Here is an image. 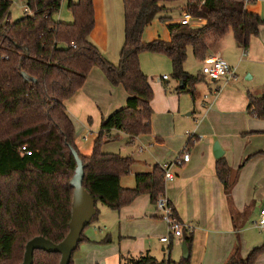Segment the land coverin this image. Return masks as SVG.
Returning <instances> with one entry per match:
<instances>
[{
	"label": "trees",
	"instance_id": "obj_1",
	"mask_svg": "<svg viewBox=\"0 0 264 264\" xmlns=\"http://www.w3.org/2000/svg\"><path fill=\"white\" fill-rule=\"evenodd\" d=\"M63 1L22 0L29 12L13 21V0H0V263L4 264H21L27 243L35 237L60 243L69 233L74 195L70 181L77 167L74 150L83 162V186L95 203L100 201L118 211L144 193L155 204L165 197L160 164L150 173H138L134 188H124L120 178L130 172L133 158L103 151L105 143L120 136H113L112 130L131 139L152 132L154 91L150 78L141 69V53L167 56L172 61L173 77L182 83L179 93L187 92L195 100V88L202 76L185 71L189 48L203 60L209 42L232 31L237 44L247 51L251 37L259 35L264 25L260 14L247 10L250 0H123L125 41L116 65L90 40L95 26L93 0L69 1L72 22L55 20ZM177 2L184 3L182 11L188 10L206 23L170 24L169 41H144L145 28L158 16L169 21V16L160 14L171 12L169 5ZM95 66L114 86L122 85L130 97L125 107L103 119L92 154L84 156L75 144V125L65 101L82 88ZM248 113L264 120V93L260 98L249 94ZM194 138L190 137L184 151ZM244 164L234 172L225 158L217 161V176L229 203ZM168 206L172 217L182 224L183 239L190 250L192 233L170 201ZM98 216L97 209L92 221ZM102 242L112 240L107 236ZM19 250L21 257L15 261ZM239 251L237 245L224 264H254L264 253V243L253 248L246 258ZM190 257L158 260L147 252L122 256L120 264H191ZM60 259L59 253L35 250L33 264H59Z\"/></svg>",
	"mask_w": 264,
	"mask_h": 264
},
{
	"label": "crops",
	"instance_id": "obj_2",
	"mask_svg": "<svg viewBox=\"0 0 264 264\" xmlns=\"http://www.w3.org/2000/svg\"><path fill=\"white\" fill-rule=\"evenodd\" d=\"M120 2L121 0H93L95 26L90 34V40L106 59L116 65L119 63L125 41L124 5L123 9H120ZM169 6L177 9L178 14L172 20L166 21L167 27L153 23L154 19L144 30V41L149 42L158 38L165 41L171 39L168 25L179 23L184 3H172ZM246 8L248 11L260 14L264 19V0H250ZM71 18L73 21V17ZM204 23H206L205 19L202 24ZM208 45L207 56L201 60L203 65L206 58L213 56L230 57L231 66L237 63L235 62L237 57L264 64V25L260 27L259 35L251 37L247 51L237 44L234 35L232 37L226 35L218 41H210ZM164 56L160 53H141L140 65L144 74L149 77L152 69L154 72L172 73V61L167 56L165 57L168 59H163ZM248 70L252 73L247 74L246 79L251 81L256 75L251 67ZM168 73H165L168 79L160 81L158 78L165 90L162 107L156 106L153 88L151 106L159 113L156 115L154 113L152 116V132L134 139L127 136L126 146H136L141 153L148 151V158L140 160L134 155L129 156L133 158L134 163L130 172L121 176L120 184L124 188H134L138 173H150L155 165L161 166L162 163L174 159L178 153H183L190 139V132L193 133L195 140L188 147L190 160L172 168L173 179L164 178L165 197L174 206L183 225L192 233V245L190 250L188 249L191 264H224L237 245L240 256L246 258L253 248L264 243V229H260L256 225L257 221H254L255 227L261 232L254 234L253 227L249 224L257 201V186L264 187L262 184L264 183V139L259 137L260 134H264V120H253L248 115L249 94L260 98L264 89L260 96L248 86L240 87L235 83V79L228 83L223 80L211 81L202 74L201 69L199 75L202 76L201 82L204 84L200 82L196 85L195 100L199 97L198 94H201L200 86H204L202 88L206 98L205 105L200 116L193 123L187 125L181 123L178 128L174 118L176 107L173 101L177 99V95L182 94L178 91L182 83L177 80L179 85L175 86L173 92L169 87ZM236 76L238 77V74ZM129 97L122 85L114 86L104 72L95 66L89 72L82 88L65 101L68 114L75 125V144L82 155L92 154L94 141L101 129L103 119L125 107ZM180 108L179 105L178 111ZM111 134L120 136L104 144L103 151L106 153H114L111 149H104L108 143L122 138V133L117 130H112ZM250 136L254 139L251 143L248 142ZM139 142L140 145L137 144ZM216 142H219L224 151L222 157L234 172L243 161L245 163L231 192L232 203H229L224 186L217 176L216 165L220 158H216L214 154ZM263 207L264 205L261 206ZM114 212L116 215L111 218L112 228H108L106 224V231L101 230V235L90 225L86 228L83 233L86 240L80 243L77 256L74 254L73 264H101L107 260L120 264L122 256H137L147 252L158 260L167 259L169 256L175 261L184 258L183 235L177 237L170 234L168 224L162 218V212L158 210L149 194L137 196L130 204ZM106 220L108 219L104 216L102 222L107 223ZM117 222L120 226L118 243L112 241L108 245L101 244L103 243L100 240L101 236L115 229ZM166 235L169 236V243L161 241ZM167 250H169L168 257ZM161 251L163 258L159 259L158 252ZM254 264H264V253Z\"/></svg>",
	"mask_w": 264,
	"mask_h": 264
},
{
	"label": "rangeland",
	"instance_id": "obj_3",
	"mask_svg": "<svg viewBox=\"0 0 264 264\" xmlns=\"http://www.w3.org/2000/svg\"><path fill=\"white\" fill-rule=\"evenodd\" d=\"M69 1L70 0H64L63 1V4H62L60 11L55 15L56 20L64 21V22H70V20L72 19L71 17H73V15L70 12V10L68 9ZM72 1H74V0H72ZM122 1L123 0H121V2H120V9H123ZM115 6H116V4H115ZM170 10H171V12H169V13L164 12V13H161L160 15L169 16L171 18L170 20H172V18H175L176 14H178V12H177V9H175V8L170 9ZM10 12H11V19L13 21L18 20L21 17H23L24 12H25V8H24V4H23L22 0H13V5L11 7ZM153 23H157V25H163V26L165 25V27H167V23L163 20H160L159 16L153 21ZM226 35L228 37H232L233 32L229 31ZM166 58L167 57H165L163 59H166ZM224 59L226 61H228V63L231 65L230 62H232V59L230 57L227 56V58H224ZM235 62H237V63H235V66H237V67H235V66H233V67L235 68L236 74H238V77L236 76L234 78L235 83H238V85L240 87L242 86L244 88L246 86H248L249 89L257 92L261 96L263 89H264V64L263 63H257L256 61H246L241 57H237L235 59ZM249 67L252 68L253 72L256 75L255 79H253L251 81H248L246 79L247 74L252 73L251 71L248 70ZM202 68H203V64H202L201 60L197 59L194 56L192 49L189 48L188 57H187V60L185 62V70L189 74L198 75L201 72ZM165 73L167 74L168 72L165 71ZM165 73L156 72V71L154 72V69H152L151 75H149L151 84H152L154 91H155L156 106H158V107H162L164 105L165 90H164L163 86L160 84L159 80L161 81V77ZM153 74H155V75H153ZM168 74L170 77L169 87L172 88V91L174 92L175 86L177 87L179 85V82L173 77V71H172V73H168ZM158 78H159V80H158ZM234 79H232V80H234ZM203 82H205V81H203ZM198 84H200V83H198ZM201 84H204V83L201 82ZM200 87H201L200 88L201 94H198L199 97H197L195 102L193 101V97L187 92L180 94V96H178L177 94H174V95H177V99H175L173 101V104L175 103V107H176V111L174 113V118L178 124V128H180L181 123L184 125H187L189 123H193L200 116V114L203 110V107L205 105L204 100H206L204 92H203L204 89L202 88L204 86H200ZM179 105L181 106V108L178 111ZM190 112H193L192 115H188ZM154 113H155L154 115H156L159 112L154 109ZM250 118L253 120H256V119L261 120V119L254 117V116H251V115H250ZM183 130L185 132L186 129L184 128ZM193 135L194 134L190 132V137H192ZM251 136L255 137L253 134ZM251 136L249 137V140H250V141H248L249 143H251V141L254 140L251 138ZM259 137H261V139H264V134H260ZM255 139H260V138H255ZM89 141H91V140H89ZM88 143L89 142H87V144ZM126 143H127V135L122 134L121 139H119L116 142L114 141V142L108 143L104 149H108V150L111 149V150H113L112 152L121 154L122 156H131V155L133 156L134 155L135 158L138 157L140 160H144L145 158H148V155H147L148 151H145V153H141L139 149L137 150L136 146L127 147ZM137 144L140 145V142ZM179 155H180V153H178L174 157V159H172L171 161H174ZM262 184H264V183H262ZM256 195H257V201L255 203L254 212L252 213V215L249 219V224L253 227L252 230H253L254 234H260L261 232L259 229H257L255 227L254 221H258L259 211L261 210L260 208H261V206L264 205V187H261V185H258L257 190H256ZM96 207L99 210V216H98V219H96V220L94 219V221L91 222L90 226H92L93 230H95L99 235H101V230H102V232L106 231V224L108 225V228H112V224H111L112 219L111 218L116 214L113 210L108 208L106 205L102 204L100 201L97 202ZM104 216L107 217V219H108V220H106L107 223L102 222V219ZM119 227H120L119 223L117 222L115 224V229L113 228V229H111V231H108L105 235H102L100 240H103L104 238H106L108 236L111 238L112 241L118 243V241L120 239L119 233H118ZM152 238H154V237H152ZM111 243H108V244H111ZM101 244L108 245V244H104V243H101ZM166 248H168V247L166 246ZM78 250L76 251L75 256H77ZM166 252H167V257H168L169 250H167ZM21 253H22V250H19L18 257L16 258L15 261H18L20 259ZM106 254H108V252ZM158 258L159 259L163 258V252L162 251L158 252ZM104 262H106L107 264H114L113 261H108V260L103 261L101 264H104ZM0 264H4V263L1 262Z\"/></svg>",
	"mask_w": 264,
	"mask_h": 264
},
{
	"label": "water",
	"instance_id": "obj_4",
	"mask_svg": "<svg viewBox=\"0 0 264 264\" xmlns=\"http://www.w3.org/2000/svg\"><path fill=\"white\" fill-rule=\"evenodd\" d=\"M23 75L27 77L25 73ZM73 153L77 161V167L74 177L70 181V185L74 188L72 217L69 224L70 231L60 243H54L43 236L31 239L26 245L24 259L21 264H33L35 250L59 253L61 255L59 264H70L74 252H76L80 243L83 241L84 231L97 214L95 200L83 186L85 175L83 162L75 150ZM214 154L216 158H221L224 154L219 142H216L214 145ZM182 249L183 257L188 258L189 250L186 242L183 243Z\"/></svg>",
	"mask_w": 264,
	"mask_h": 264
},
{
	"label": "built area",
	"instance_id": "obj_5",
	"mask_svg": "<svg viewBox=\"0 0 264 264\" xmlns=\"http://www.w3.org/2000/svg\"><path fill=\"white\" fill-rule=\"evenodd\" d=\"M25 12H29L28 7L26 6ZM179 23L182 25L200 26L203 23V19L201 17L193 16L188 10H183L180 15ZM202 74L211 81L223 80L225 83L230 82L236 77L235 68L231 66L228 61H226L220 56L206 58L204 60V65L202 68ZM161 79H168V75H163ZM189 160L190 153L188 152V150H185L183 153H180V155L174 161L162 163L161 167L164 170L165 180H170L174 178V173L172 172V168L174 166L182 165L183 163L188 162ZM156 205L158 210L162 212V218L168 224L170 234L175 235L177 237H181L183 235L182 224L172 217L171 208L168 206L167 198H159ZM256 225L260 229H264V207L260 210L259 219L256 222ZM161 241L164 243H169V236L167 235L162 237Z\"/></svg>",
	"mask_w": 264,
	"mask_h": 264
}]
</instances>
